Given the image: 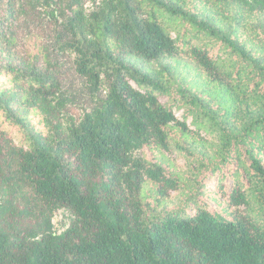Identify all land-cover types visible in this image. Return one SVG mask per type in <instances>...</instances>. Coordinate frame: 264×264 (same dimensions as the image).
I'll list each match as a JSON object with an SVG mask.
<instances>
[{"label":"trees","instance_id":"16d2710c","mask_svg":"<svg viewBox=\"0 0 264 264\" xmlns=\"http://www.w3.org/2000/svg\"><path fill=\"white\" fill-rule=\"evenodd\" d=\"M205 1L227 26L174 0H0V73L12 85L0 90V112L24 128L17 112L32 111L46 132L16 145L0 130V264H264V225L239 185L227 196L230 220L206 209L152 215L178 179L140 152L167 151L171 130H216L222 162L242 150L264 210V114L243 128L229 122L238 105L264 104V22L255 35L245 26L264 16V0ZM20 18L32 50L19 42ZM189 32L218 41L225 58L187 44ZM163 59L196 71L190 85L217 108L179 90L197 115L179 121L160 102L173 91L164 70L145 66ZM58 211L72 218L59 234Z\"/></svg>","mask_w":264,"mask_h":264},{"label":"rangeland","instance_id":"374dc122","mask_svg":"<svg viewBox=\"0 0 264 264\" xmlns=\"http://www.w3.org/2000/svg\"><path fill=\"white\" fill-rule=\"evenodd\" d=\"M174 2L193 13H201L205 18L215 22L219 21V26L221 27L227 26L226 21L214 14L213 12H216V10L205 0H174ZM85 7L87 10L92 9V5L89 2L85 4ZM28 22V20L20 18L16 27L21 46L24 45L25 41L27 48L32 50V39L28 41L26 39L28 36L26 24ZM263 22L264 16H253L251 19H247L245 22L246 33L255 35L260 30L259 25L263 24ZM180 32L183 34L184 29L182 28ZM187 35V44L205 46L212 58H225L227 51L223 49L218 41L195 32H189ZM179 46H184L182 41L179 42ZM186 46L185 44V50L188 48ZM186 56L183 54L181 60L183 63L189 64L190 62ZM3 62L4 60L0 61V63ZM145 66L151 70H164L162 77L170 80L173 91L169 96H160V102L167 108L172 109L179 121L185 118L186 124H190L194 120L193 117L195 118L197 116L195 111H192V107L185 104L186 100L181 99L179 90H184L187 95H193L206 100L213 110L217 108L215 100H211L207 95L202 94L204 88L199 87L196 89L190 85L197 79L196 71L182 66L177 68L176 61L171 59H163ZM182 79H187L184 84ZM10 89H12V85L9 83V76L1 72L0 90ZM236 108V116L229 120V122L238 128H243L252 119L264 114V104L259 102L243 103ZM72 112L75 116H79L81 107L78 106L72 109ZM17 114L24 119L26 123L24 128L12 124L0 112V130L5 132L14 144H25V135L27 132L46 133L40 115L32 111L27 112L24 109L18 110ZM223 114V110L219 111V116ZM203 118L202 115L198 117L199 121ZM222 150L223 153H226L225 148L222 147ZM220 154L221 144L218 133L216 130H211L209 133H206L204 129L200 130L198 136L192 135L188 137H185L176 130H171L170 145L167 151L159 150L154 146L142 150L140 152L142 158L151 163H161L165 168L166 175L178 179V190L171 193L163 206L157 208L155 213L152 212V215H159L166 212H180L183 210L186 214H189L194 213L198 209H206L230 220V213L233 209L227 207V196L235 184L247 191L250 202L252 203V217L258 219L264 225L263 206L257 203L253 194L256 188L253 185L254 181H249L250 178L245 175L246 165L243 162V151L240 150L239 155L237 153L227 155L224 162L222 160L225 154L223 156H220ZM152 195L150 192H147V198L144 201L148 211L156 208L155 198ZM71 220L72 218L67 212H56L52 218L53 230L57 234L63 232L67 229Z\"/></svg>","mask_w":264,"mask_h":264}]
</instances>
